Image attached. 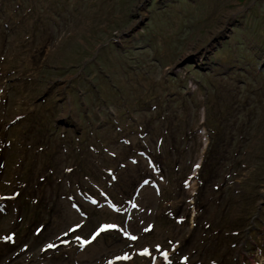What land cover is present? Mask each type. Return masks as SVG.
Segmentation results:
<instances>
[{
	"label": "rangeland",
	"instance_id": "obj_1",
	"mask_svg": "<svg viewBox=\"0 0 264 264\" xmlns=\"http://www.w3.org/2000/svg\"><path fill=\"white\" fill-rule=\"evenodd\" d=\"M0 264H264V0H0Z\"/></svg>",
	"mask_w": 264,
	"mask_h": 264
},
{
	"label": "snow or ice",
	"instance_id": "obj_2",
	"mask_svg": "<svg viewBox=\"0 0 264 264\" xmlns=\"http://www.w3.org/2000/svg\"><path fill=\"white\" fill-rule=\"evenodd\" d=\"M108 230H118V229H116V225H105L103 228L100 229V232L108 231ZM100 232H97L96 235H99ZM127 238H128L129 240H136V239H137V237L134 236V235H128ZM48 247H49V248H52L53 245L50 244ZM142 254H143V255H150V253L147 252V251L144 252V253H142ZM122 258H123V259H128L127 256L122 257ZM164 258H165L166 260L168 259V254H167V253H164Z\"/></svg>",
	"mask_w": 264,
	"mask_h": 264
}]
</instances>
